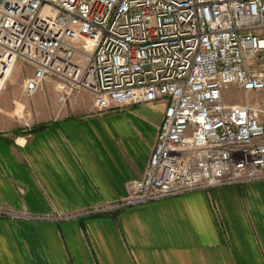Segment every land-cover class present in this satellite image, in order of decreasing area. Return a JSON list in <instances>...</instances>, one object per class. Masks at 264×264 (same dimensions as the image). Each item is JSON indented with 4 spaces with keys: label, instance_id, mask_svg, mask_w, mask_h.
Returning a JSON list of instances; mask_svg holds the SVG:
<instances>
[{
    "label": "built area",
    "instance_id": "built-area-1",
    "mask_svg": "<svg viewBox=\"0 0 264 264\" xmlns=\"http://www.w3.org/2000/svg\"><path fill=\"white\" fill-rule=\"evenodd\" d=\"M20 60L29 94L166 105L144 176L101 211L264 180V0H0V95Z\"/></svg>",
    "mask_w": 264,
    "mask_h": 264
},
{
    "label": "crops",
    "instance_id": "crops-1",
    "mask_svg": "<svg viewBox=\"0 0 264 264\" xmlns=\"http://www.w3.org/2000/svg\"><path fill=\"white\" fill-rule=\"evenodd\" d=\"M55 85L0 127V205L36 216H0V264H264V180L101 211L144 176L166 105L99 112Z\"/></svg>",
    "mask_w": 264,
    "mask_h": 264
},
{
    "label": "rangeland",
    "instance_id": "rangeland-1",
    "mask_svg": "<svg viewBox=\"0 0 264 264\" xmlns=\"http://www.w3.org/2000/svg\"><path fill=\"white\" fill-rule=\"evenodd\" d=\"M32 73H33L32 67H30L28 63L26 64L25 62L21 60L17 63L16 67L14 68L6 84V87L2 91V93L6 91L4 92L5 96L9 95V97L8 99H5L4 101L0 100V107H3V106L6 108L9 107V111L11 112V114L2 115V117L0 118V127L2 128L7 127L10 129L20 128V127L22 128V127H27V125L29 124L31 125L33 123L34 115L32 111L34 110V106L36 105L35 94L42 87H40L33 94H29L25 90V80L26 78L31 76ZM48 91H49V87L46 86L44 89L40 91L39 94L46 93ZM1 95H0V98H1ZM245 98L246 96L244 95V93L239 92L237 90L232 91L231 101L243 102ZM14 111L17 112L16 115L14 114ZM0 206L4 207L2 205Z\"/></svg>",
    "mask_w": 264,
    "mask_h": 264
}]
</instances>
